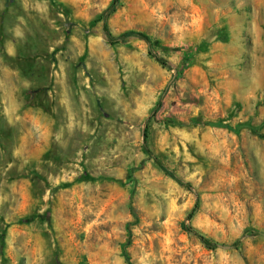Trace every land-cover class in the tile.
<instances>
[{
	"label": "rangeland",
	"instance_id": "374dc122",
	"mask_svg": "<svg viewBox=\"0 0 264 264\" xmlns=\"http://www.w3.org/2000/svg\"><path fill=\"white\" fill-rule=\"evenodd\" d=\"M111 2L0 0V264H264V0Z\"/></svg>",
	"mask_w": 264,
	"mask_h": 264
},
{
	"label": "trees",
	"instance_id": "16d2710c",
	"mask_svg": "<svg viewBox=\"0 0 264 264\" xmlns=\"http://www.w3.org/2000/svg\"><path fill=\"white\" fill-rule=\"evenodd\" d=\"M119 1L120 0H112L111 4L109 5V7L105 10V12L102 14V20H103V30H104V34L105 37L108 41V43L112 46L118 45V44H122V43H126L131 39H138V40H142L144 41L148 48H149V53L150 55L159 63L161 64L163 67L168 68V69H173L170 62L168 60H166L165 58H163L162 56H160L159 54H157L154 49H153V44H152V40L150 38L149 35H147L146 33L143 32H136V31H128L125 32L119 36H114L109 29L108 26V19L111 17L112 14H114L119 6ZM168 123H176L173 121L168 120ZM178 125H183L180 122H177ZM147 141V130H145L144 132V143H146ZM146 149V153L148 154V156L153 159L156 164L158 165V167L163 170L166 175H168L170 178H172L173 180H175L177 183H179L180 185L188 188V189H192V185L189 182H185L182 179H180L176 173L174 171H172L168 166H166L149 148H145ZM198 202H199V198L197 199V203L195 205V208L193 209V211L191 212L189 217H192V215L194 214L195 210L198 208ZM133 217H135L136 219V214L134 212H132ZM131 224L128 225V240L126 242V244L124 245V249H123V257L126 261V263L128 264H133L129 255H128V251L127 248L130 245V241L132 238V230H131ZM256 235H261L264 236L263 233L261 232H255ZM195 235L197 236V238L200 240V242L207 248L210 250L216 249L219 247L218 244L214 243L212 240H210L209 238L199 234V233H195ZM234 247H237V249H240V240H237L234 243Z\"/></svg>",
	"mask_w": 264,
	"mask_h": 264
}]
</instances>
